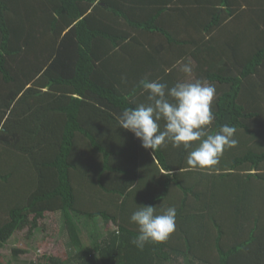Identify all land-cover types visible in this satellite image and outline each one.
Listing matches in <instances>:
<instances>
[{
	"label": "trees",
	"instance_id": "obj_1",
	"mask_svg": "<svg viewBox=\"0 0 264 264\" xmlns=\"http://www.w3.org/2000/svg\"><path fill=\"white\" fill-rule=\"evenodd\" d=\"M189 60L216 87L208 131L236 128L211 170L183 146L145 149L117 119L148 103L142 78L170 88ZM84 185L107 199L95 207ZM140 205L177 211L143 250ZM49 213L77 251L34 264H264V0H0V248Z\"/></svg>",
	"mask_w": 264,
	"mask_h": 264
},
{
	"label": "clouds",
	"instance_id": "obj_2",
	"mask_svg": "<svg viewBox=\"0 0 264 264\" xmlns=\"http://www.w3.org/2000/svg\"><path fill=\"white\" fill-rule=\"evenodd\" d=\"M180 71L190 77L192 62L182 63ZM121 82L126 84L127 77L122 76ZM137 87L147 93L148 103L124 108L117 119L120 128L134 133L145 149L155 152L167 143L175 148L183 146L191 149L187 156L188 166L211 170L219 163L226 148L236 146L234 126L225 124L214 133L208 131L215 120L213 103L216 89L210 82L203 79L178 80L169 88L166 83L142 78ZM162 205L159 212L156 206L140 205L131 214L130 221L138 228V235L131 242L138 249L143 250L150 242L167 241L174 233L176 208Z\"/></svg>",
	"mask_w": 264,
	"mask_h": 264
},
{
	"label": "rangeland",
	"instance_id": "obj_3",
	"mask_svg": "<svg viewBox=\"0 0 264 264\" xmlns=\"http://www.w3.org/2000/svg\"><path fill=\"white\" fill-rule=\"evenodd\" d=\"M244 19V18H243ZM237 25H239L237 23ZM239 29V27H236ZM187 79H197L195 74H191V76ZM209 82V81H208ZM216 88V87H215ZM84 163L90 171H96V167H100L101 162L97 161L93 166H90V163L87 164L88 161H81ZM87 172V170H86ZM81 188V187H80ZM92 192V198L89 200L88 195V185H84L82 190L80 191V197L86 198L87 202H94V206L98 207L102 201L106 200L102 196H97L96 193L94 195V191ZM8 197V196H7ZM4 215L1 217L3 220L5 218ZM102 217L95 216L92 218L93 225L91 226L94 232L99 233L100 228L99 224L101 223ZM29 227L24 230L17 231L11 239L0 248V253L2 255V264H8L9 261L14 262L16 264H34L38 260L42 258L43 255H57L61 257H71L74 256L77 251L76 248H72L68 246V233L64 228L62 219L60 214L57 213H49L47 217L44 219H40L39 227L34 229L33 232L29 231ZM116 229V226L110 224L107 226L104 224L102 232L104 235H107L110 230Z\"/></svg>",
	"mask_w": 264,
	"mask_h": 264
}]
</instances>
